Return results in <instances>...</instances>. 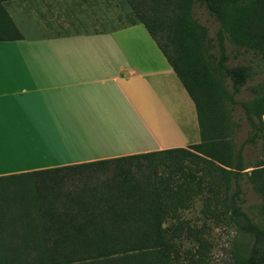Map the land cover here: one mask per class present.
<instances>
[{
	"label": "trees",
	"instance_id": "obj_1",
	"mask_svg": "<svg viewBox=\"0 0 264 264\" xmlns=\"http://www.w3.org/2000/svg\"><path fill=\"white\" fill-rule=\"evenodd\" d=\"M11 1L0 0V41L22 39ZM123 1L124 26L145 28L192 101L199 142L0 176V264H208L220 227L234 231L232 264H264V0ZM196 203L199 226L183 216Z\"/></svg>",
	"mask_w": 264,
	"mask_h": 264
},
{
	"label": "crops",
	"instance_id": "obj_2",
	"mask_svg": "<svg viewBox=\"0 0 264 264\" xmlns=\"http://www.w3.org/2000/svg\"><path fill=\"white\" fill-rule=\"evenodd\" d=\"M102 5L7 4L22 39L0 41V176L199 142L193 103L145 28L112 27ZM174 102L191 120L159 141L151 122L174 118Z\"/></svg>",
	"mask_w": 264,
	"mask_h": 264
},
{
	"label": "rangeland",
	"instance_id": "obj_3",
	"mask_svg": "<svg viewBox=\"0 0 264 264\" xmlns=\"http://www.w3.org/2000/svg\"><path fill=\"white\" fill-rule=\"evenodd\" d=\"M101 1L102 4H104L102 5V9L106 11L107 16L109 18H113L114 20L117 19L116 23L112 25V27H121L127 23L126 15L130 13V8L123 0ZM9 3L11 2H8L7 4ZM193 17L208 29V33L211 37H215L218 30V23L210 15L204 5L196 3L193 6ZM224 45L227 52H232L234 50V47L228 40L224 41ZM248 57V54L239 56L237 60H230V64L245 62ZM249 97L250 95L247 92H243L240 96V100H246ZM178 104L179 103L175 102L172 104L173 108H171V111L174 113V118H166L164 120L157 116L156 119L151 122L152 132L159 141H176L177 139H182L181 130L189 125L191 118L189 109H185L183 108V105ZM239 137L242 138L243 135L241 134ZM243 188L244 198L246 200L244 208L247 213L252 215L255 211V206L259 203V198L253 193L248 185L245 184ZM199 208L200 204L196 203L194 208L183 214L184 218L189 219L195 226L200 225V221L198 220ZM207 239L211 243L208 264H232L230 251L234 240V231L225 227L211 228L208 231ZM183 248H191V243L187 241L183 242Z\"/></svg>",
	"mask_w": 264,
	"mask_h": 264
}]
</instances>
